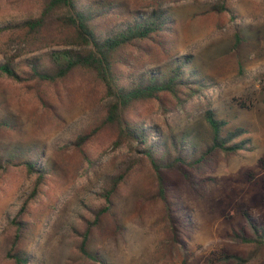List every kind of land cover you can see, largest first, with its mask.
Listing matches in <instances>:
<instances>
[{"label": "rangeland", "instance_id": "374dc122", "mask_svg": "<svg viewBox=\"0 0 264 264\" xmlns=\"http://www.w3.org/2000/svg\"><path fill=\"white\" fill-rule=\"evenodd\" d=\"M82 8L108 12L98 27L114 33L135 16L166 10L165 33L127 55L118 70L131 84L147 72L167 74L187 57L189 70L203 80L183 105L169 96L165 107L148 102L133 113L166 144H210L206 111L224 120V131L240 128L245 149L215 151L203 162L157 174L135 143L114 147L101 130L82 148L71 143L97 123L107 98L100 84L76 71L56 85H30L0 74V264H235L224 254L264 264V245L243 243L264 228V0H78ZM223 12H211L213 5ZM40 12V0H0V28ZM17 31L0 33V64L14 58L19 69L51 50L16 56ZM126 83V82H125ZM243 103V105H241ZM47 171L38 192L21 213L37 173L22 162L30 155ZM5 160L15 164L7 165ZM125 174L107 205V177ZM108 206V209L101 211ZM17 220V226L12 221ZM97 261L78 250L79 234ZM17 236V238H16Z\"/></svg>", "mask_w": 264, "mask_h": 264}, {"label": "trees", "instance_id": "16d2710c", "mask_svg": "<svg viewBox=\"0 0 264 264\" xmlns=\"http://www.w3.org/2000/svg\"><path fill=\"white\" fill-rule=\"evenodd\" d=\"M225 10L226 8L219 4L209 8L211 12ZM102 15L107 16L108 12L82 8L78 0H40V12L37 16L3 26L0 33L6 30L18 32L13 39V43L19 47L16 56L35 53L51 46L62 48L46 52L19 69L13 64L14 58H10L0 64V74L29 87L65 82L76 71L87 73L100 84L108 100L97 123L78 135L71 145L82 149L101 130H107L115 136L114 147H120L126 142L135 143L157 174L161 199H163V182L160 176L162 170H178L182 164L203 162L204 157L215 151L230 154L245 149V142L237 141L243 135V130L236 128L224 131L226 122L216 118L214 112L210 110L204 114L210 131V144L196 149L173 138L167 144L159 138L155 139L152 136L155 132L153 127H145L144 122L133 118L135 110L148 102L165 107L163 98L167 96L181 106L206 85L195 72L189 70L187 57L172 67L167 74L147 72L133 84L127 81L128 77H120L118 69L129 63L127 55L144 52L145 44L166 32L171 18L166 10L154 8L147 14L135 16L119 31L104 34L98 27ZM5 162L7 165L15 164L13 160ZM21 165L25 166L28 173L38 174L35 187L22 204L20 209L22 213L28 202L36 197L38 185L42 183L47 170L37 166L36 157L32 154ZM124 177L125 174H120L106 178V189L103 190L102 197L107 205L110 204L111 195ZM107 209L108 206L101 211ZM18 224L17 220L12 221V225ZM252 229V237L243 234L235 237L243 243L263 246L264 228ZM78 236L80 238L78 250L81 255L98 262L97 255L89 253L86 249L90 227L85 228ZM8 255L14 259L15 264H26V258L21 254ZM221 260L235 261V264L246 263L244 258L226 254Z\"/></svg>", "mask_w": 264, "mask_h": 264}]
</instances>
